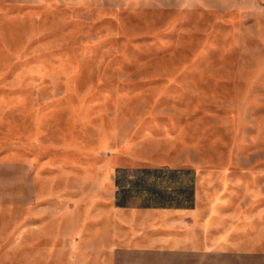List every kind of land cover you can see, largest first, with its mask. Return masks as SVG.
Segmentation results:
<instances>
[{
	"label": "rangeland",
	"instance_id": "rangeland-1",
	"mask_svg": "<svg viewBox=\"0 0 264 264\" xmlns=\"http://www.w3.org/2000/svg\"><path fill=\"white\" fill-rule=\"evenodd\" d=\"M148 166L195 170L207 246L119 264H264V0H0V264Z\"/></svg>",
	"mask_w": 264,
	"mask_h": 264
},
{
	"label": "crops",
	"instance_id": "crops-1",
	"mask_svg": "<svg viewBox=\"0 0 264 264\" xmlns=\"http://www.w3.org/2000/svg\"><path fill=\"white\" fill-rule=\"evenodd\" d=\"M135 175L134 178L128 173L115 175L116 189L92 227L44 233L42 264H119L121 255L176 247L161 242L162 230L179 233V246L205 249L207 222L196 213L195 170L148 166ZM166 212L180 216L159 214Z\"/></svg>",
	"mask_w": 264,
	"mask_h": 264
}]
</instances>
